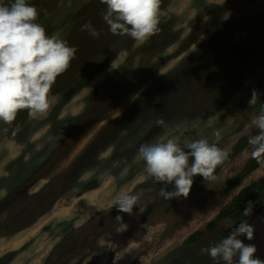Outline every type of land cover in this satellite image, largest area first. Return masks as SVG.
<instances>
[{
	"label": "rangeland",
	"instance_id": "1",
	"mask_svg": "<svg viewBox=\"0 0 264 264\" xmlns=\"http://www.w3.org/2000/svg\"><path fill=\"white\" fill-rule=\"evenodd\" d=\"M29 2L48 34L77 52L52 85L56 99L46 114L23 110L11 124L0 122V264L16 257L7 245L34 222L41 264H217L201 248L242 219L207 226L244 187L264 180L263 163L225 195L259 131L251 120L264 103V0H161L158 30L139 43L109 31L101 0ZM88 22L98 38L82 30ZM253 90L260 95L251 108ZM173 137L181 144L206 138L227 154L218 179L187 198L160 196L163 184L138 158L142 144ZM92 179L100 187L79 195ZM121 191L139 197L131 214L115 206ZM250 224L254 239H241L264 260V204ZM199 230L205 236L185 245ZM31 249L28 243L20 255L27 263Z\"/></svg>",
	"mask_w": 264,
	"mask_h": 264
},
{
	"label": "clouds",
	"instance_id": "2",
	"mask_svg": "<svg viewBox=\"0 0 264 264\" xmlns=\"http://www.w3.org/2000/svg\"><path fill=\"white\" fill-rule=\"evenodd\" d=\"M101 3L106 6L102 18L113 35H127L139 43L158 30L161 0H101ZM38 17V9L29 0H0V122L5 124L15 121L23 110H27L31 118L46 114L56 99L50 95L52 85L77 52L59 33L48 34L37 22ZM82 30L94 38L100 35L91 22L84 24ZM259 95L256 90L252 91L251 108ZM156 123L162 126L165 122L158 119ZM251 125L259 130L248 140L252 146L251 157L259 159L264 157V103L253 116ZM226 155L206 138L184 140L181 144L179 138L173 137L144 143L138 149L145 172L163 184L159 194L165 199L187 198L193 177L197 175L204 180L218 179L213 173ZM173 183L174 190L168 191V185ZM138 199V195L121 191L115 198V206L131 214ZM250 211L251 202L243 213L248 215ZM241 237L249 241L254 239V227L247 220H241L226 237L200 251L217 264L220 261L224 264H264V260L256 257V246L245 244Z\"/></svg>",
	"mask_w": 264,
	"mask_h": 264
},
{
	"label": "trees",
	"instance_id": "3",
	"mask_svg": "<svg viewBox=\"0 0 264 264\" xmlns=\"http://www.w3.org/2000/svg\"><path fill=\"white\" fill-rule=\"evenodd\" d=\"M243 147L242 141L229 153V155L237 154L240 149ZM264 163V157L259 159L250 158L246 163L242 172L231 178L228 181L227 187L225 189V195L229 196L236 188H238L243 179L258 169ZM219 171V167H216L213 175H216ZM208 180H204L202 176H198L193 182V186L191 192L195 191L199 186L205 183ZM99 181L97 179H92L87 184H85L82 190L79 192V195H82L84 192H88L91 190H95L99 188ZM81 193V194H80ZM249 202H251V211L248 215H244V209L249 206ZM264 204V180L261 182H253L247 187H244L232 200L230 206L227 209H224L219 213L216 220L211 222L207 226V230H212L216 227L219 221L224 219H242L247 220L248 223H251V219L254 215V212ZM206 234V231L199 230L190 235L184 242L185 245L191 246L195 243L199 242Z\"/></svg>",
	"mask_w": 264,
	"mask_h": 264
},
{
	"label": "crops",
	"instance_id": "4",
	"mask_svg": "<svg viewBox=\"0 0 264 264\" xmlns=\"http://www.w3.org/2000/svg\"><path fill=\"white\" fill-rule=\"evenodd\" d=\"M97 189H95V190H97ZM91 191H94V190H91ZM88 192H90V191H88ZM33 228H34V224L31 227L17 233L13 237L12 241L9 242V244L7 245V248L5 249V252H8V254H10V253L12 254L14 252H17L15 255L16 257L14 259H12L9 262V264L16 263L17 257L23 259V261H20L19 264H32L33 262H34L33 264H41V262H42L41 257H43V256L42 255H41V257H38V256H40L39 253H41V252H39L40 251L39 243H40V240L42 238H40L39 233L35 234V230ZM28 243H32V249L31 250L33 251V253L31 254V259L27 263V258H24V256L27 253H24L23 257H20V255L22 252H25V250H23V249L28 245ZM39 258H41V260Z\"/></svg>",
	"mask_w": 264,
	"mask_h": 264
},
{
	"label": "flooded vegetation",
	"instance_id": "5",
	"mask_svg": "<svg viewBox=\"0 0 264 264\" xmlns=\"http://www.w3.org/2000/svg\"><path fill=\"white\" fill-rule=\"evenodd\" d=\"M13 216H14V215H13V213H12V215H11L10 217H8L9 220H8L7 222L12 221V219L14 218ZM18 216H19V215H18ZM15 219H16V218H15ZM33 224H35V222H34V223H31L30 225L26 226L25 228H23L22 230H19V231H23V230H25V229L31 227Z\"/></svg>",
	"mask_w": 264,
	"mask_h": 264
}]
</instances>
